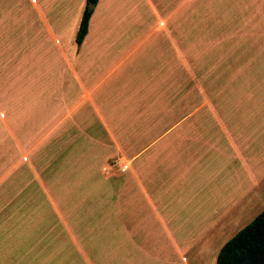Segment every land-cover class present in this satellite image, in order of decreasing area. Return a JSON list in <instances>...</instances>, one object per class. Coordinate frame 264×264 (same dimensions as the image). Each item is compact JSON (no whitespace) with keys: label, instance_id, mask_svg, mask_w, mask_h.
<instances>
[{"label":"crops","instance_id":"1","mask_svg":"<svg viewBox=\"0 0 264 264\" xmlns=\"http://www.w3.org/2000/svg\"><path fill=\"white\" fill-rule=\"evenodd\" d=\"M85 3L0 0V264H215L259 189L264 0H98L78 45Z\"/></svg>","mask_w":264,"mask_h":264},{"label":"trees","instance_id":"2","mask_svg":"<svg viewBox=\"0 0 264 264\" xmlns=\"http://www.w3.org/2000/svg\"><path fill=\"white\" fill-rule=\"evenodd\" d=\"M97 2L86 0L76 34L78 45L87 34L89 19ZM215 264H264V210L221 247Z\"/></svg>","mask_w":264,"mask_h":264},{"label":"rangeland","instance_id":"3","mask_svg":"<svg viewBox=\"0 0 264 264\" xmlns=\"http://www.w3.org/2000/svg\"><path fill=\"white\" fill-rule=\"evenodd\" d=\"M259 23H260V36L264 37V11L259 12ZM263 139V140H262ZM260 148H259V159H260V183L259 189L254 183V190L251 192L249 197L244 195V207L245 211L242 217H239L234 221L233 227L227 233V240L232 238L238 231L243 229L247 224H249L260 212L264 210V133H260ZM256 158V152L254 154ZM256 175V171L254 173ZM251 189V186H250ZM250 192V191H249ZM253 197V202L250 205H247L249 199ZM248 208V209H247ZM247 209V210H246ZM232 222V221H231Z\"/></svg>","mask_w":264,"mask_h":264}]
</instances>
